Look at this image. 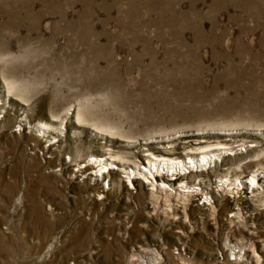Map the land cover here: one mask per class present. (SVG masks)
Instances as JSON below:
<instances>
[{
  "label": "rangeland",
  "instance_id": "374dc122",
  "mask_svg": "<svg viewBox=\"0 0 264 264\" xmlns=\"http://www.w3.org/2000/svg\"><path fill=\"white\" fill-rule=\"evenodd\" d=\"M203 154L169 214L127 178ZM263 173L264 0H0V264H264V202L220 182Z\"/></svg>",
  "mask_w": 264,
  "mask_h": 264
},
{
  "label": "bare ground",
  "instance_id": "6f19581e",
  "mask_svg": "<svg viewBox=\"0 0 264 264\" xmlns=\"http://www.w3.org/2000/svg\"><path fill=\"white\" fill-rule=\"evenodd\" d=\"M37 127L39 132L43 131V134H45L48 132L50 128H52V125L48 123L40 122L38 123ZM114 159L115 156L113 155H111L110 157L92 156V159L87 160L86 165L82 168L86 169L88 166H94L95 164L100 166V169L96 170V174L92 175L95 177L94 180H98L99 178L106 176L115 177L116 170H118L120 166L115 165ZM214 161L215 159L213 157L208 156L206 154H203V156H201L200 159L195 157H189L188 160L171 158L166 155L153 156L152 158L149 159V165L144 167V169L137 167L136 169L129 170L128 172H126V174H127V178L131 182V185H133L132 179H140V178H143L145 180L144 183L151 184L153 187L151 193V201L154 204L153 206L157 208L164 207V210L169 214V211L167 210L168 209L172 210V206L174 202L186 207L187 204L191 201L192 197H194V195L198 193V189H195V187L189 185L186 182H182L183 184L179 188H174L164 178L167 177L173 180L176 177H178L180 173H187L188 171L191 170V168H202L203 166H206L207 164H210ZM82 168L79 169V171H81V174L84 173L82 171ZM92 168L95 169V167ZM158 177H162L163 180L161 179L159 182ZM220 182L222 184L221 188L224 190L226 189V192L228 191L227 193H230L232 195V198L234 199L236 197H240L239 194L242 193V191L246 188L251 191V194L254 195L256 194L260 202H264V173L252 174L248 177L247 181L233 179L232 176H225L221 178ZM243 193L245 194L246 192L244 191ZM206 198L208 197L206 196ZM245 198L246 199H244L243 201L248 200L247 195L245 196ZM236 199L234 200V202L237 201ZM209 201H210L209 210L211 212V215L214 216L216 213V207L213 205V202L211 200ZM237 214L241 216L240 212H238ZM251 247H253V245H251ZM238 248L241 251L243 249V245H239ZM243 251H245V249H243ZM253 253L258 254L255 249H253ZM147 255L149 259L146 261H142L140 264L161 263L160 258L162 256L160 257L159 252L154 250L153 253ZM234 255L238 256V254H234ZM260 258L261 256L259 255L256 257L258 263Z\"/></svg>",
  "mask_w": 264,
  "mask_h": 264
}]
</instances>
